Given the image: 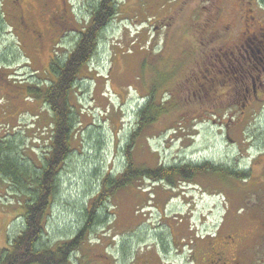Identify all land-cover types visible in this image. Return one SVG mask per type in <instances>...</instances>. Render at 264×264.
<instances>
[{
	"label": "rangeland",
	"instance_id": "obj_1",
	"mask_svg": "<svg viewBox=\"0 0 264 264\" xmlns=\"http://www.w3.org/2000/svg\"><path fill=\"white\" fill-rule=\"evenodd\" d=\"M56 1H64L71 16L77 17L78 28L83 29L99 0ZM3 2L0 0V53L6 50L18 81L30 79L33 70L40 67L42 71L48 65L51 50H43L39 57L30 43L24 45L5 25ZM117 4V14L102 33L96 56L71 91L78 122L71 153L61 166L58 191L47 211L42 242L51 248L71 240L85 224L102 178L120 176L127 160L126 145L137 128L134 113L153 90L156 102H165L168 112L136 138L131 155L137 164L155 168L208 156L225 166L235 161L248 167L249 156L257 154L249 142L238 148L226 142L225 122L232 115L216 123L203 116L183 120L180 66L184 46L196 36L195 1L118 0ZM74 42L64 43L67 52ZM189 49L185 47L186 60L192 57ZM21 85L10 93L15 100L26 95L28 83ZM0 112V141L11 142L23 163L39 169L51 144L50 112L35 101ZM259 133H264V116L250 117L238 130L230 131L231 138L238 141L258 139ZM211 180L178 179L175 186L149 178L131 182L97 209L96 219L100 220L85 233L70 264H109L101 255L116 256L117 264H131L134 253L150 255L172 250L175 244L184 247V254L164 257V261L183 264L192 253L191 241L195 239V244L198 239L203 252L202 237L214 234L224 222L221 237L239 235L242 248L249 254L256 249L257 263L264 264V173L254 168L246 182ZM204 186L219 190L206 191ZM25 199L9 179L0 176V251L9 248L23 229Z\"/></svg>",
	"mask_w": 264,
	"mask_h": 264
},
{
	"label": "flooded vegetation",
	"instance_id": "obj_2",
	"mask_svg": "<svg viewBox=\"0 0 264 264\" xmlns=\"http://www.w3.org/2000/svg\"><path fill=\"white\" fill-rule=\"evenodd\" d=\"M194 1L196 36L184 46L180 66L183 120L203 116L216 123L227 114L232 115L225 122L228 131L226 142L237 148L242 146L241 143L249 142L256 148L257 154L249 156L252 160L248 167H241L235 161L225 166L208 156H201L195 162L185 159L181 164L193 180L213 182V178L219 182L226 178L237 179L234 175H245L243 180L246 182L253 175L254 168L264 173V133H259L258 139L238 141L231 138L230 131L238 130L243 123L249 122L250 117L264 116V0ZM3 6L5 25L24 45L29 46L30 43L39 57L43 50H51L48 65L42 71L40 67L32 69V76L38 74L35 81L34 77L18 81L16 71L10 70L12 66L6 57V50L0 53V109L6 110L25 101L39 102L28 92V88L33 83L46 88L57 79L58 61L73 50L67 52L64 43L72 44L75 39L76 43L80 32L87 26L78 28L77 17L71 16L64 1L58 4L56 0H4ZM188 46L192 48L187 50L192 57L188 56L189 60H186L185 47ZM27 83L26 95L15 100L10 93ZM181 177L180 181L192 180ZM203 188L206 191L219 190L214 186ZM224 226L225 222L218 226L214 234L202 237L205 242L203 252L200 251V241L196 239L194 244L193 239L192 253L187 255L183 264H258L257 250L250 254L246 252L239 235L225 234L221 237ZM183 254L184 247L175 244L172 250L163 249L150 255L134 253L131 264H175L164 261V257ZM92 256L100 260L96 255ZM101 256L109 264H117L116 256ZM101 264L106 263L101 261Z\"/></svg>",
	"mask_w": 264,
	"mask_h": 264
},
{
	"label": "trees",
	"instance_id": "obj_3",
	"mask_svg": "<svg viewBox=\"0 0 264 264\" xmlns=\"http://www.w3.org/2000/svg\"><path fill=\"white\" fill-rule=\"evenodd\" d=\"M117 3L118 0H99L91 9L88 25L80 32L73 50L63 60L58 61L57 79L46 88H40L36 84L28 88V92L47 108L52 119L50 148L39 169H33L29 162L23 163L16 156L11 142L0 141V176L9 179L16 191L26 195L23 204V229L10 241L9 248L0 251V264H70L72 255L80 248L85 238V233L91 230L92 224L100 220L96 219L97 209L131 182L149 178L154 181H166L175 186L181 176H184V179H193L183 164L146 168L137 164L131 155L136 138L144 132L145 127L158 122L163 114L168 112L165 102H156L153 90L148 94L147 101L134 113L137 128L126 145L125 167L118 177L107 174L102 178L101 188L86 214L85 224L71 240L55 248L45 246L42 242L47 211L58 191L61 166L71 153L72 139L78 122L77 111L72 105L71 91L84 68L88 67L96 56L100 37L117 14ZM234 177L246 178L245 175Z\"/></svg>",
	"mask_w": 264,
	"mask_h": 264
},
{
	"label": "bare ground",
	"instance_id": "obj_4",
	"mask_svg": "<svg viewBox=\"0 0 264 264\" xmlns=\"http://www.w3.org/2000/svg\"><path fill=\"white\" fill-rule=\"evenodd\" d=\"M91 62V61H90Z\"/></svg>",
	"mask_w": 264,
	"mask_h": 264
}]
</instances>
